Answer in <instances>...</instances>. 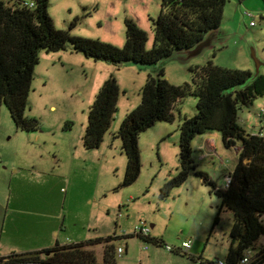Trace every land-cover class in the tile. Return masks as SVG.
Returning a JSON list of instances; mask_svg holds the SVG:
<instances>
[{"label":"rangeland","instance_id":"obj_1","mask_svg":"<svg viewBox=\"0 0 264 264\" xmlns=\"http://www.w3.org/2000/svg\"><path fill=\"white\" fill-rule=\"evenodd\" d=\"M161 1L49 0L48 14L57 30H68L75 22L72 36L117 48L124 46V20L130 19L146 33L145 49L149 51L154 38L152 20L159 15ZM207 38L213 42L205 53H175L156 67L133 63L117 67L83 55L72 56L70 63L61 67L58 63L53 66L57 62L54 53H40L25 111L26 117L38 121V130L17 129L6 106L0 107V253L34 242L43 229L56 232L53 240L65 245L121 237L123 232L132 236L135 228L145 223L149 237L161 240L162 245L135 236L119 238L114 242L116 250L121 249V254L116 252V264H225L233 214L223 207L220 222L209 237L221 208L212 188L190 174L167 198H159L164 183L180 167L181 123L177 116L172 124L157 123L139 136L140 175L126 188L120 187L126 157L120 140L113 138L125 110L139 106L142 80L155 77L159 67L173 85L191 83L190 69L207 62L227 70L249 71L253 77L264 76L262 0H227L220 27ZM110 72L119 87L116 112L101 146L85 150L82 137L89 108L99 91L96 78ZM196 103L193 96L181 100V115L195 116ZM263 109L264 96L248 107H238L237 123L245 133L259 131ZM213 136L215 156L201 158L198 147L207 137L198 136L192 143L193 158L196 171L224 189L226 177L239 161L240 146L227 149L218 133ZM188 241L191 249L184 252L181 246ZM165 246L174 250L168 252ZM254 247L262 249L264 237ZM93 251L101 262L102 248Z\"/></svg>","mask_w":264,"mask_h":264},{"label":"trees","instance_id":"obj_2","mask_svg":"<svg viewBox=\"0 0 264 264\" xmlns=\"http://www.w3.org/2000/svg\"><path fill=\"white\" fill-rule=\"evenodd\" d=\"M226 2L162 0L159 15L152 20L153 47L147 51L146 33L130 19L124 20V46L117 48L98 40L72 36L70 32L75 22L68 30H57L48 14L49 0H0V107L6 106L17 129L37 131L38 121L26 117L25 111L41 52L69 50L117 67L124 63L156 67L175 53L189 52L202 45L207 35L220 27ZM190 72L191 83L182 85H173L165 79L163 67L158 68L155 77H147L139 106L125 115L113 136L120 140L126 157L120 187L133 185L140 175L139 136L157 123L172 124L174 106L188 96L195 97L196 115L184 118L179 126V170L164 183L159 198H167L190 174L210 186L221 200V208L209 237L220 222L221 209L226 208L233 214V224L225 264H239L244 252L255 248L258 240L264 237V138L245 133L237 123V113L239 106L248 107L264 96V76L258 75L251 80L249 71L227 70L211 62L191 68ZM118 96L117 81L111 76L102 84L89 108L82 137L85 150H96L101 146L113 121ZM213 133L220 135L227 149L240 146L239 161L224 189L217 188L206 174L197 172L193 158V140ZM131 237L133 235L124 238ZM135 237L157 247L162 245L161 240ZM118 239L112 236L75 244L56 243L46 250L0 256V264H116L114 242ZM97 246L102 248L101 262L97 261L93 251ZM201 257L200 254L198 259ZM248 264H264V247Z\"/></svg>","mask_w":264,"mask_h":264},{"label":"crops","instance_id":"obj_3","mask_svg":"<svg viewBox=\"0 0 264 264\" xmlns=\"http://www.w3.org/2000/svg\"><path fill=\"white\" fill-rule=\"evenodd\" d=\"M72 34L76 35L75 33H72ZM212 42L213 41L210 40V38L209 39L207 38L206 43H204L198 50H194L193 52H191V54L198 56V55L202 54L203 52L205 53L207 51V49L211 47ZM116 45H120V44L116 43ZM47 54H49V53H47ZM54 54L56 56L57 62H54L53 66L57 65V63H58V64H61V67L65 66L66 62L70 63V59L72 58V56H80V54L73 53L69 50L62 51V52H56ZM257 64H258V62H257ZM260 65L261 64L259 63L258 66H260ZM111 74H113V73L110 72V73L106 74V76L99 74L98 77L96 78V81H98V82H96V85H97L96 87H98V89H100L102 84L111 76ZM145 81H146V78H144V80H142L143 84L145 83ZM179 104H180V102L174 106L173 114H174L175 119L177 116L178 122L180 121V123H181L184 118H188V117L181 115V109L182 108L180 107ZM135 107H137V106L135 105V106H132V108H129L128 110L126 109L124 112L123 118L125 117V115L127 113H129ZM123 118H122V120H123ZM260 125H261V127H260L259 131H257L256 133H250V134L251 135L259 134L264 138V122H260ZM154 126L152 128H154ZM203 137H207V138H203V140L201 141V144L198 147L199 150L202 152V155H201L202 159L209 157L208 155L210 154V152L212 150H214L215 142H216V138H215V136H213V134L209 135V136H203ZM239 151H240V148L237 149L238 153H239ZM56 235H57L56 232L51 233L50 230H44L43 229L37 235V237H36L37 239L34 242L31 243L29 241V242H27V245L19 244L16 248L5 249L4 251H7V252L0 253V255L7 256L10 253H17V254L31 253V252H37V251L52 248L56 243H58L56 240H53V238H56L55 237Z\"/></svg>","mask_w":264,"mask_h":264},{"label":"built area","instance_id":"obj_4","mask_svg":"<svg viewBox=\"0 0 264 264\" xmlns=\"http://www.w3.org/2000/svg\"><path fill=\"white\" fill-rule=\"evenodd\" d=\"M262 118H264V109L262 110L261 114H260V119L262 122ZM235 149V148H234ZM215 156V151L212 150L210 152V154L208 156ZM231 178L228 176L225 179V187L228 186V184L230 183ZM123 235L121 237H117V238H124L128 235L125 234V232L122 233ZM150 234V229L147 227V225L145 223H141L140 226H137L134 230L133 236H140L143 238H148ZM181 249L184 250V252H188L191 249V245H190V241L188 242H184L181 246ZM165 250H167L168 252H172L174 249L169 247V246H165ZM179 250V249H178ZM117 254H121V249H117L116 250ZM258 254V250L255 248H250L248 250H246L243 254V257L240 261L239 264H248L256 255ZM215 264H224L222 262H216Z\"/></svg>","mask_w":264,"mask_h":264},{"label":"water","instance_id":"obj_5","mask_svg":"<svg viewBox=\"0 0 264 264\" xmlns=\"http://www.w3.org/2000/svg\"><path fill=\"white\" fill-rule=\"evenodd\" d=\"M206 40H207V37H206ZM206 40H205L204 43H206ZM204 43H203V44H204ZM203 44H202V45H203ZM202 45H200L198 48H196V49H194V50H198ZM194 50L189 51V53L193 52ZM186 53H188V52H186ZM257 76H258V75H255L254 77L252 76V79H251V80H254ZM151 228H152V226H151Z\"/></svg>","mask_w":264,"mask_h":264}]
</instances>
